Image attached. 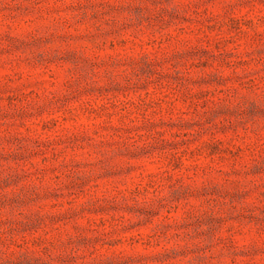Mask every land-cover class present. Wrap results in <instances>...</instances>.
<instances>
[{
    "label": "rangeland",
    "instance_id": "374dc122",
    "mask_svg": "<svg viewBox=\"0 0 264 264\" xmlns=\"http://www.w3.org/2000/svg\"><path fill=\"white\" fill-rule=\"evenodd\" d=\"M0 264H264V0H0Z\"/></svg>",
    "mask_w": 264,
    "mask_h": 264
}]
</instances>
